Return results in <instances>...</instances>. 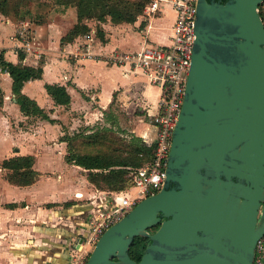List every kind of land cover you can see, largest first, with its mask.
I'll return each instance as SVG.
<instances>
[{
    "label": "water",
    "instance_id": "1",
    "mask_svg": "<svg viewBox=\"0 0 264 264\" xmlns=\"http://www.w3.org/2000/svg\"><path fill=\"white\" fill-rule=\"evenodd\" d=\"M263 1L197 0L163 187L105 229L85 264H253L264 237ZM137 236L149 239L139 261Z\"/></svg>",
    "mask_w": 264,
    "mask_h": 264
},
{
    "label": "crops",
    "instance_id": "2",
    "mask_svg": "<svg viewBox=\"0 0 264 264\" xmlns=\"http://www.w3.org/2000/svg\"><path fill=\"white\" fill-rule=\"evenodd\" d=\"M168 11L171 21L157 25L156 21L163 20ZM77 15V8L70 5L56 20L41 24L22 20L24 26L31 28L30 35L22 26L15 27L17 20L7 16L8 19L2 21L0 16V51L4 50V57L14 63L42 67V77L25 81L22 92L55 120L25 115L12 91V77L8 72H0L3 91L0 142H13L0 143V155L4 159L17 154H33L34 167L41 173L34 183L25 186L12 184L7 179L0 183V264H70L72 253L80 244L79 237L88 239L98 211L119 203L116 195L120 191L104 195L88 180V169L66 161V142L61 139L64 125L75 129L81 123L102 122L104 113L118 107L116 112L123 116L120 122L124 129L128 127L147 145H151L156 136L151 115L157 111L160 88L142 72L109 62L107 57L115 50H139L145 40L168 43L175 11L166 6L138 28L135 25L138 26L139 20L134 24L103 21L99 26L104 38L98 36L92 21H87L91 27L88 33L74 41L62 42V36L77 22ZM135 29L142 33L141 39L136 37L137 49L126 44L128 38L134 36ZM154 29L159 32L156 39H150ZM18 51L23 52V59L19 58ZM46 83L65 85L70 103L56 104L46 90ZM136 116L139 120L131 128V118ZM34 117L36 120L29 125V130L16 132L19 138L13 134L11 137L3 135L15 130H9L13 123H29L27 119ZM152 128L153 135L150 134ZM48 163H52V167L46 165ZM83 245L84 241L80 248Z\"/></svg>",
    "mask_w": 264,
    "mask_h": 264
},
{
    "label": "built area",
    "instance_id": "3",
    "mask_svg": "<svg viewBox=\"0 0 264 264\" xmlns=\"http://www.w3.org/2000/svg\"><path fill=\"white\" fill-rule=\"evenodd\" d=\"M166 6H171L176 14L168 43L145 40L139 50H115L107 57L109 62L128 65L132 70L142 72L160 88L161 93L157 111L151 115L156 129L152 156L141 167L131 169V186L120 191L121 197L117 196L119 203L113 208L98 211L97 219L91 224L89 242H96L105 229L121 219L141 199L159 191L164 184L172 134L182 110L196 38L197 0H148L141 17L149 20ZM85 260L81 257L72 264H85ZM253 264H264V237L256 245Z\"/></svg>",
    "mask_w": 264,
    "mask_h": 264
},
{
    "label": "trees",
    "instance_id": "4",
    "mask_svg": "<svg viewBox=\"0 0 264 264\" xmlns=\"http://www.w3.org/2000/svg\"><path fill=\"white\" fill-rule=\"evenodd\" d=\"M96 5H101L103 10L100 17H98L99 19H102L105 15H110L115 22L133 23L136 21L137 16L143 11L145 3L141 1H129L123 4L96 2ZM259 11L264 20V1L261 3ZM77 14V22L64 36H62V42L74 41L76 37L89 32L90 27L87 23L83 22V11L81 8H77ZM97 34L99 37L104 38V32L101 28L97 30ZM18 55L20 59H23L24 54L22 51H18ZM1 71L8 72L12 77V91L16 96L21 111L25 115H37L49 121H55L34 99L22 92L25 81L42 77L43 70L41 66L26 65L22 62L14 63L7 60L4 57V50H1L0 72ZM45 87L56 104L70 103L71 97L65 85L59 83H46ZM2 100L3 91L0 86V103H2ZM99 136V132H95L90 135H84V138L86 140L89 138L95 141ZM61 139L67 141L68 144L71 143L70 135H63ZM153 147L154 144L147 145L145 143H137L133 145L131 149L127 150L125 155L120 153H79L69 148V153L66 154L65 159L68 162L91 170L92 174L90 175V180L96 185H105L111 189L121 191L127 189H123L127 185H129L128 187L131 186L130 175L126 174L128 170L131 171L132 168L144 165L146 160L151 158ZM35 162L36 158L33 154H17L4 158L1 162V167L7 171L6 179L10 183L18 186H25L34 183L41 175L34 167ZM130 171L128 173H130ZM66 204H71V202H67ZM148 242L149 239L147 237H135L129 250L130 256L134 260L139 261Z\"/></svg>",
    "mask_w": 264,
    "mask_h": 264
},
{
    "label": "rangeland",
    "instance_id": "5",
    "mask_svg": "<svg viewBox=\"0 0 264 264\" xmlns=\"http://www.w3.org/2000/svg\"><path fill=\"white\" fill-rule=\"evenodd\" d=\"M129 1H141L142 3L148 2V0H0V16L2 17V21L5 19L7 20L9 16L12 18V20H17L15 22L16 26L19 29L21 26L23 29H25V32H27L28 35L31 28L22 23V20L28 19L34 24H41L43 22H47L48 20H56L57 17H59V14L61 11L65 10L67 6H75L76 8H81L83 11V22L87 23L91 22L93 23V28L98 30L100 28V24L103 21L107 22H115L112 20L110 15H105L102 19H99L101 13L103 12L101 5H96V2H102L106 4H123L125 2ZM80 3V4H79ZM79 4V7H78ZM145 7V6H144ZM144 10V8H143ZM3 16H2V15ZM143 14V11L137 16L136 20H139L140 23L138 26L135 25V28L140 27L139 25L144 24V19L141 17ZM172 15L171 12L168 11L167 16L160 21H156L157 25H166L171 21ZM115 23H123V22H115ZM134 24V22H133ZM90 27V26H89ZM91 28V27H90ZM90 31V30H89ZM134 36H130L128 38L127 45H130L131 47H134L133 49H137L136 47V37L141 39L142 33L139 31V29H135ZM159 32V29H154L150 34V39H156V36ZM88 33V32H87ZM86 34V33H85ZM27 35V36H28ZM41 46H43V43H41ZM118 107L111 108L109 113H104L103 119L100 121L92 122L91 124H78L75 129H69L66 125H64V136L70 135L71 136V143L66 142V154H68V149L72 148L76 152L79 153H91V154H111V153H120L122 155H125V152L133 145H136L137 143H145L142 137L138 136L135 132H131L127 128H123L121 125L120 120H122L123 116L119 115L116 110ZM33 116V115H31ZM37 116V115H34ZM40 117V116H38ZM132 121H130L131 128L135 127L136 121L139 120V117H133L131 118ZM147 117L145 120L147 121ZM29 123H26L24 121H20L19 124L13 123L12 129L9 127V130H13L12 133L9 131V133L5 132L3 135L10 136L11 134L15 135L16 138H19L20 135L16 136L17 133L26 132L29 130V125L33 123L34 120H36V117L27 119ZM6 127V126H5ZM8 130V128H6ZM5 131V130H4ZM17 132V133H16ZM99 132V138L95 141L90 140L89 138L86 140L84 138V135H90L92 133ZM40 134V133H39ZM151 135L154 134V130L152 128ZM0 137H2L0 135ZM62 138V137H61ZM132 142V143H129ZM137 142V143H136ZM0 143H13V142H5L4 140ZM3 155H0V183L3 182V180H6L7 178V171L1 167V162ZM54 166L56 163H54ZM50 167H52V163L46 164ZM58 166V165H56ZM89 170V169H88ZM130 170H128L129 172ZM126 174H129V173ZM87 178L88 180L100 191L105 193L104 195H110L111 191H118L116 189H111L105 185H96L90 180V175L92 174V171L89 170L87 172ZM56 177V176H53ZM2 184H0L1 187ZM129 185H127L125 188H129ZM121 197V195H116ZM77 244H75L76 246ZM80 245L75 247V251L72 253V259L70 264L73 263L75 259L83 258L84 260L88 258L89 254L91 253L95 242H89L88 239L84 240V246L81 249ZM86 261V260H85Z\"/></svg>",
    "mask_w": 264,
    "mask_h": 264
},
{
    "label": "flooded vegetation",
    "instance_id": "6",
    "mask_svg": "<svg viewBox=\"0 0 264 264\" xmlns=\"http://www.w3.org/2000/svg\"><path fill=\"white\" fill-rule=\"evenodd\" d=\"M157 228H158V225H156L155 227H153L152 229H150V231L151 232H154Z\"/></svg>",
    "mask_w": 264,
    "mask_h": 264
},
{
    "label": "bare ground",
    "instance_id": "7",
    "mask_svg": "<svg viewBox=\"0 0 264 264\" xmlns=\"http://www.w3.org/2000/svg\"><path fill=\"white\" fill-rule=\"evenodd\" d=\"M90 234H91V233H90ZM83 246H84V245H83ZM83 246H82V248H83ZM82 248H81V249H82Z\"/></svg>",
    "mask_w": 264,
    "mask_h": 264
}]
</instances>
